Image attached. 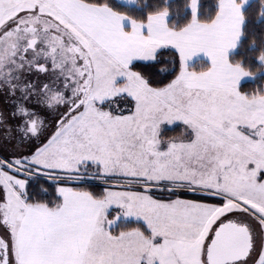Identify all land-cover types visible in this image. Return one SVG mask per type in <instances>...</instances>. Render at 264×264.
<instances>
[{
  "label": "snow or ice",
  "instance_id": "snow-or-ice-1",
  "mask_svg": "<svg viewBox=\"0 0 264 264\" xmlns=\"http://www.w3.org/2000/svg\"><path fill=\"white\" fill-rule=\"evenodd\" d=\"M247 3L188 0L175 30L167 7L0 0V264H264V92L228 60Z\"/></svg>",
  "mask_w": 264,
  "mask_h": 264
},
{
  "label": "trees",
  "instance_id": "trees-1",
  "mask_svg": "<svg viewBox=\"0 0 264 264\" xmlns=\"http://www.w3.org/2000/svg\"><path fill=\"white\" fill-rule=\"evenodd\" d=\"M107 3L114 11L136 20H145L150 12L167 7L169 10L167 25L175 30L191 19V12L187 7L188 0H135L133 6L122 5L116 0H107ZM260 7V0H252L242 10L247 17L242 28L243 35L235 50L228 57L229 63L235 65L239 62L241 67L253 73L250 75L253 77L252 80L243 81L238 85V90L245 95H251L257 91L263 92L264 88V74L262 73L264 66L257 59L261 51L264 50V17L258 19ZM215 11V0H199V19H208ZM207 68L209 65L203 60L195 61L188 66L190 71L195 72L207 70ZM87 187L94 195H99L103 191L104 185L91 183ZM108 216L111 217V214ZM132 227H139L142 231H146L145 225L137 221L120 222L113 230L118 231Z\"/></svg>",
  "mask_w": 264,
  "mask_h": 264
},
{
  "label": "crops",
  "instance_id": "crops-1",
  "mask_svg": "<svg viewBox=\"0 0 264 264\" xmlns=\"http://www.w3.org/2000/svg\"><path fill=\"white\" fill-rule=\"evenodd\" d=\"M118 3L122 4V5H125V6H133L134 3H130L129 0H116ZM250 1L252 0H249L248 3H250ZM245 4L243 9L248 5ZM242 9V10H243ZM191 12V11H190ZM167 21H168V16L166 17V24H167ZM122 29L125 31V32H130L131 31V22L130 20L126 19L124 21H122ZM238 45V44H237ZM237 47V46H236ZM230 51L228 52V57L230 55ZM232 52V51H231ZM198 60H203V61H207L209 67H210V60L208 57H206L203 53H199L197 54L196 56H194L191 60H189V62H195V61H198Z\"/></svg>",
  "mask_w": 264,
  "mask_h": 264
},
{
  "label": "rangeland",
  "instance_id": "rangeland-1",
  "mask_svg": "<svg viewBox=\"0 0 264 264\" xmlns=\"http://www.w3.org/2000/svg\"><path fill=\"white\" fill-rule=\"evenodd\" d=\"M249 1V0H248ZM189 10H190V8H189ZM191 11V10H190ZM240 40V39H239ZM239 42V41H238ZM238 44V43H237ZM236 48V47H235ZM235 48L234 49H230L232 52L235 50ZM230 51V53H232ZM210 60V59H209ZM206 63H207V61H205ZM193 62H187V67L190 65V64H192ZM208 64V63H207ZM263 66H264V64H263ZM263 74H264V70H263V72H262ZM253 79V77L252 76H247V77H244V78H242L241 79V81L239 82V84L241 83V82H243V81H247V80H252ZM263 92H264V88H263ZM120 210L119 209H117V208H115V207H110V209L107 211V215H110L111 214V216L114 214V213H116V212H119ZM127 221H137V222H141V223H143L144 224V222L142 221V220H140V219H137V218H131V217H129V218H125V217H123V216H121V218H120V220L117 222V224L118 223H120V222H127ZM117 224L114 226V228L117 226ZM145 225V224H144ZM145 227H146V225H145Z\"/></svg>",
  "mask_w": 264,
  "mask_h": 264
},
{
  "label": "clouds",
  "instance_id": "clouds-1",
  "mask_svg": "<svg viewBox=\"0 0 264 264\" xmlns=\"http://www.w3.org/2000/svg\"><path fill=\"white\" fill-rule=\"evenodd\" d=\"M237 64H239V62Z\"/></svg>",
  "mask_w": 264,
  "mask_h": 264
}]
</instances>
